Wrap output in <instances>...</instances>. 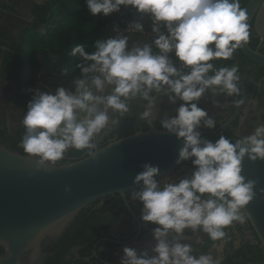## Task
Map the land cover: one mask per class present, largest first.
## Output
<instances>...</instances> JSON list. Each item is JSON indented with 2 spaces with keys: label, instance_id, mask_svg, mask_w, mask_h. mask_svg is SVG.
<instances>
[{
  "label": "clouds",
  "instance_id": "1",
  "mask_svg": "<svg viewBox=\"0 0 264 264\" xmlns=\"http://www.w3.org/2000/svg\"><path fill=\"white\" fill-rule=\"evenodd\" d=\"M93 17H109L131 10L133 17L122 29L113 23L112 35L98 37L88 50L76 43L69 55L76 59L69 87L54 93L29 88L31 94L21 119L19 142L37 170L50 171L69 149L97 156V141L118 130L132 111L142 105L138 119L153 124L166 99L170 113L152 131L174 136L182 145L175 161L190 162V175L165 179L159 165L145 162L134 176L138 186L132 199L140 202V219L150 223V249L124 246L119 264H220L212 251L197 253L203 236L215 242L231 239L226 229L250 218L246 206L256 197L257 181L247 179L242 163L264 162V124L231 142L220 134L206 139L203 130H215L217 120L200 106L206 96L217 108L218 97L241 96L238 64L231 60L250 37L248 15L240 0H84ZM149 40L130 43L132 33ZM68 68H61L67 76ZM243 99L232 100L238 107ZM264 192V189L260 190ZM196 234L191 241L189 234ZM187 240V242H185Z\"/></svg>",
  "mask_w": 264,
  "mask_h": 264
},
{
  "label": "water",
  "instance_id": "2",
  "mask_svg": "<svg viewBox=\"0 0 264 264\" xmlns=\"http://www.w3.org/2000/svg\"><path fill=\"white\" fill-rule=\"evenodd\" d=\"M250 34L259 39L253 50L250 39L240 51L264 68V0H249L245 7ZM240 99L244 103L236 107L230 118L215 130H203L206 139L215 141L224 134L246 111V91L240 84ZM149 130L110 141L98 148L95 159L87 157L77 162L57 165L50 171L37 170L35 158L14 152L0 144V247L6 254L0 255V264H40L54 243L66 232L76 217L93 204L118 195L136 225V234L130 240L103 238L93 246V254L102 264L101 245L115 242L120 246L135 247L146 238L144 223L133 210L127 195L137 189L134 176L142 171L141 165L150 162L159 165L166 178L181 165L175 163L182 146L174 136ZM226 136V135H225ZM234 143L237 137H228ZM187 163V162H185ZM184 163V164H185ZM183 165V164H182ZM242 174L257 181L256 197L246 211L261 248L264 250V162H251L245 157ZM147 242L144 249H150Z\"/></svg>",
  "mask_w": 264,
  "mask_h": 264
},
{
  "label": "trees",
  "instance_id": "3",
  "mask_svg": "<svg viewBox=\"0 0 264 264\" xmlns=\"http://www.w3.org/2000/svg\"><path fill=\"white\" fill-rule=\"evenodd\" d=\"M249 0H240L241 7L245 9ZM133 13L131 10L122 9V13H114L109 17H93L87 10L84 0H0V79L14 84L18 89L26 94V99H31V94L27 92L29 88H36L45 75H41V63L37 57H45L52 54L55 57V63L61 67L68 68L69 74L59 77L64 80L69 87L74 76L79 75V70L74 68L77 62L75 58L69 55L71 48L76 43H85L88 50L91 51V45L97 39L105 38V30L111 29L113 23H119L123 29L125 22L131 20ZM24 23L19 31V46L14 48V33L18 25ZM146 24L145 33H132L130 43L137 39L149 40L150 23L147 18L143 21ZM250 46L256 50L259 45V39H255L254 34H250ZM217 66H231L238 64L241 77L254 73L257 74L255 82L264 77V69H259L257 65L248 60L238 49L231 60L214 61ZM245 82L247 94H255V82ZM56 89L57 86L53 85ZM161 111L158 112L154 121V126H159V120L170 113V107L166 99L160 105ZM142 105L133 103L132 111L127 118L122 121L120 128L108 136L99 138L98 148H103L110 141H116L126 136L138 132L149 130L148 123L139 120L138 114L142 111ZM24 134L23 130H12L6 128L4 119L0 118V144L6 148L22 155L23 149L19 142ZM225 135L231 137L230 132ZM84 151L69 149L65 158L57 165H65L87 158ZM130 204L135 213L140 217L142 204L132 199V194L127 195ZM108 202L99 201L83 210L70 225L66 232L54 243L40 264H102L93 254V246L103 238L113 237L111 232L118 224L124 223L131 228L132 239L136 231V225L120 196L115 195L108 198ZM124 217L128 218L125 223ZM144 223V222H143ZM149 232L154 226L144 223ZM125 235L120 233L119 239ZM101 246L106 248L105 252H99L102 260L109 264H119L122 248L115 242H107ZM262 258V257H261ZM250 260V259H249Z\"/></svg>",
  "mask_w": 264,
  "mask_h": 264
},
{
  "label": "flooded vegetation",
  "instance_id": "4",
  "mask_svg": "<svg viewBox=\"0 0 264 264\" xmlns=\"http://www.w3.org/2000/svg\"><path fill=\"white\" fill-rule=\"evenodd\" d=\"M28 22L29 20L24 19V21L18 25L17 30L14 33V48L19 46V31L21 30L23 24H28ZM260 52L264 54V45L260 47ZM256 75L257 74L255 73L253 75L249 74L246 77H242V80L246 79L249 80V83H254ZM241 83H244L245 85V82ZM44 86L41 87H43V89L47 90L48 92H55V89L51 87L53 86L52 84H48V88H45ZM36 88H38V86ZM245 91L246 111L240 117L242 120H236L229 128L225 130V132L231 133V137L240 138L241 136L254 132L256 127L264 124V77H262L260 81L255 82V94L248 95L246 85ZM218 99L220 100L221 105L228 104L229 106L227 108L214 107L211 103L210 94L200 102V106L206 109L209 115L215 117L217 120V127L225 123L230 118L231 114L236 109V107L231 105V101L240 99V97L225 98L221 96L218 97ZM28 101L29 100L26 99V94L18 89L14 84L2 81L0 79V118L1 120L2 118L4 119L7 129L10 131H24L21 125V119L24 115V112L26 111ZM191 171L192 168L190 162H187L178 167L165 179H178L182 176L190 175ZM108 201L109 199H106L103 202ZM124 225L128 233L125 234L123 239L127 240L131 236V228L129 225ZM144 229H146V226H144ZM133 231H136L135 228H132V232ZM226 231L228 232V235L231 237V239L226 243L220 241L215 242L214 248L212 247L214 242L209 240L207 236H203L202 238L205 241L203 246L194 244V247L197 249L196 254H199L200 252L212 251L214 257L217 256L220 259V264H264V250L261 248L259 240L248 219L243 224L236 223L233 227L226 229ZM151 232L152 228L149 232L144 233L148 235V233ZM189 238H191L190 240L194 242L196 234L190 233ZM117 239L119 238L117 237ZM185 242H187V240Z\"/></svg>",
  "mask_w": 264,
  "mask_h": 264
},
{
  "label": "crops",
  "instance_id": "5",
  "mask_svg": "<svg viewBox=\"0 0 264 264\" xmlns=\"http://www.w3.org/2000/svg\"><path fill=\"white\" fill-rule=\"evenodd\" d=\"M105 34H107V36L109 35H112L113 33L111 32V29L107 28L105 30ZM46 60H49L50 63H52V67H51V72L47 69H44V63ZM40 63H41V75H52V76H57V77H64L63 75H61V66L57 65L55 63V57L52 55V54H49L47 55L46 57L44 58H40ZM48 81L47 80H42L40 83L42 86H44L45 88H48ZM124 221L125 223L128 222V218L127 217H124ZM125 235L128 233L127 229L125 228V225L124 223H120L118 224V226L112 230L111 234L113 237H118L120 236V233H122ZM188 239H191V238H188ZM148 243L151 245V247L154 245L155 241L152 240L151 238V233H148V235L146 236V238H143L142 239V242L137 244L135 247L139 250H143V246L145 245V243ZM101 249V252H105L106 251V248L104 246H101L100 247ZM122 249L123 247L120 249L119 251V254H120V257L122 256Z\"/></svg>",
  "mask_w": 264,
  "mask_h": 264
},
{
  "label": "rangeland",
  "instance_id": "6",
  "mask_svg": "<svg viewBox=\"0 0 264 264\" xmlns=\"http://www.w3.org/2000/svg\"><path fill=\"white\" fill-rule=\"evenodd\" d=\"M41 2V1H44V0H38V2ZM107 37V34H105V38ZM46 57V56H45ZM40 58H44V57H37V60L40 62ZM53 65H52V63H50V61L49 60H46L45 61V63H44V69H48L50 72L52 71L51 70V67H52ZM45 76V75H44ZM47 76V78L45 77V79H43L44 81L45 80H47V81H50V83H52V85H54V83L55 82H59V77H57V76H52V75H46ZM48 83V82H47ZM49 84V83H48ZM37 86H38V88L42 91V92H48L47 90H45V89H43V87H41L42 85H41V83L39 82L38 84H37ZM36 86V87H37ZM54 89V88H53ZM52 93V92H51ZM54 93V92H53ZM4 254H6V250L5 249H3V248H1L0 247V255H4Z\"/></svg>",
  "mask_w": 264,
  "mask_h": 264
},
{
  "label": "built area",
  "instance_id": "7",
  "mask_svg": "<svg viewBox=\"0 0 264 264\" xmlns=\"http://www.w3.org/2000/svg\"><path fill=\"white\" fill-rule=\"evenodd\" d=\"M48 83L52 84L53 82L50 83V81H48ZM54 85H56L57 87H59V86H64L65 87L66 86L64 80H62V79H59V82H55Z\"/></svg>",
  "mask_w": 264,
  "mask_h": 264
}]
</instances>
